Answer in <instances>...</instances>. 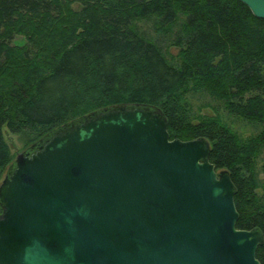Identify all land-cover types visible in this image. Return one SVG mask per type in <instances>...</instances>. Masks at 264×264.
Wrapping results in <instances>:
<instances>
[{"label":"trees","instance_id":"obj_1","mask_svg":"<svg viewBox=\"0 0 264 264\" xmlns=\"http://www.w3.org/2000/svg\"><path fill=\"white\" fill-rule=\"evenodd\" d=\"M119 105L158 108L170 139L209 141L264 264V19L238 0H0V181L4 131L30 146Z\"/></svg>","mask_w":264,"mask_h":264},{"label":"water","instance_id":"obj_2","mask_svg":"<svg viewBox=\"0 0 264 264\" xmlns=\"http://www.w3.org/2000/svg\"><path fill=\"white\" fill-rule=\"evenodd\" d=\"M264 19V0H238ZM203 137L170 139L158 108L66 123L0 181V264H261L236 227L235 187Z\"/></svg>","mask_w":264,"mask_h":264},{"label":"rangeland","instance_id":"obj_3","mask_svg":"<svg viewBox=\"0 0 264 264\" xmlns=\"http://www.w3.org/2000/svg\"><path fill=\"white\" fill-rule=\"evenodd\" d=\"M150 24L151 23H147V25H149L148 27H150ZM171 51L175 52L176 50L174 48H171ZM214 113H215L214 110L210 106H206L202 108V114L212 115ZM246 134H249V132H246ZM4 137H5V141L7 142L9 146V150L12 154V157H13L12 162L18 153L25 151L29 147L26 145V141L24 139L20 138V136H17L15 134H10L7 131H4ZM7 169L5 170L3 177L6 174ZM261 178L263 177L261 176ZM262 191H264V189L259 190V192H262Z\"/></svg>","mask_w":264,"mask_h":264}]
</instances>
